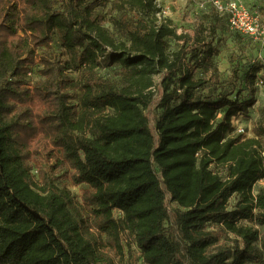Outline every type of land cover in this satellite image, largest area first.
I'll return each mask as SVG.
<instances>
[{
	"label": "trees",
	"instance_id": "1",
	"mask_svg": "<svg viewBox=\"0 0 264 264\" xmlns=\"http://www.w3.org/2000/svg\"><path fill=\"white\" fill-rule=\"evenodd\" d=\"M58 1L0 0V264H126L123 239L141 264L262 261L264 119L229 135L263 67L246 76L250 98L199 99L210 79L197 71L217 70V14L178 33L156 0Z\"/></svg>",
	"mask_w": 264,
	"mask_h": 264
},
{
	"label": "rangeland",
	"instance_id": "2",
	"mask_svg": "<svg viewBox=\"0 0 264 264\" xmlns=\"http://www.w3.org/2000/svg\"><path fill=\"white\" fill-rule=\"evenodd\" d=\"M158 6L161 8L160 20L170 19L172 25L175 27L178 33L191 32L196 26H207L215 21V15L220 18V29L216 35V42L219 45V53L214 55L213 61L217 70H210L205 72L198 70L197 77H206L210 81L203 88L197 92V98L202 99H217L221 95L230 94L232 97L238 96L240 99L250 98L252 92L246 83V76L253 66H262L263 70L258 73L257 79V92L255 94L257 103L251 109V115L243 119V126L246 129L245 137H250L253 134L254 125L261 119H264V86L261 82L260 76L264 74V38L261 41L254 40L251 37H243L235 33L228 24V13L220 15L216 13V10L209 3V0H156ZM228 3L233 0H222ZM241 5L260 13L264 16V0H237ZM62 0L56 3L59 7ZM203 3V7L201 6ZM96 15L101 20L102 24L108 27L114 34H118L119 31L116 27L115 21L120 17L119 13L113 12L109 6L103 5L96 10ZM264 23V17H263ZM180 42L174 39H169V46L171 51H177L180 48ZM50 52L62 55L63 50L60 47L58 37L54 38L52 48ZM100 74L109 79L114 84L119 83L120 75L119 68L116 65H103L99 70ZM110 113L112 110L109 111ZM162 113V109L154 104L149 111L151 119L155 121ZM221 119L224 112H221ZM154 123V122H153ZM254 135V134H253ZM218 170V169H216ZM221 171V169H219ZM222 172V171H221ZM37 176V172L34 171ZM225 175L224 172H222ZM38 177V176H37ZM60 185L68 183L74 194L79 198L83 191V186H74L66 179L57 180ZM264 187V180H259L254 185V193ZM238 194L231 197L229 205L232 207L238 201ZM120 212L116 211L115 216L118 218ZM210 228L215 226L209 225ZM262 232L264 228L261 227ZM125 237V235H124ZM125 249V263L128 261H135L138 264L141 262L138 260L139 251L136 246H132V253H128V245L126 239H123ZM250 264H264V258L260 262H254Z\"/></svg>",
	"mask_w": 264,
	"mask_h": 264
},
{
	"label": "built area",
	"instance_id": "3",
	"mask_svg": "<svg viewBox=\"0 0 264 264\" xmlns=\"http://www.w3.org/2000/svg\"><path fill=\"white\" fill-rule=\"evenodd\" d=\"M216 12L220 15L228 13V24L230 28L243 37H251L254 40L261 41L264 38V23L260 13L241 5L237 0L225 3L222 0H209ZM203 3L201 6L203 7ZM243 116L238 114L233 116L232 124L234 130L229 136H239L246 133V129L242 124Z\"/></svg>",
	"mask_w": 264,
	"mask_h": 264
}]
</instances>
